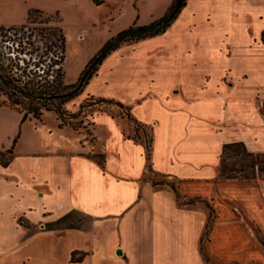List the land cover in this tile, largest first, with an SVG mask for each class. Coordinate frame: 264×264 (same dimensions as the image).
<instances>
[{"label": "crops", "instance_id": "1", "mask_svg": "<svg viewBox=\"0 0 264 264\" xmlns=\"http://www.w3.org/2000/svg\"><path fill=\"white\" fill-rule=\"evenodd\" d=\"M171 2L151 16L134 9L130 21L149 23ZM30 8L25 5L26 13ZM203 27L216 40L214 51L185 45ZM170 35L166 55L144 50ZM163 58L178 78L165 92L155 70ZM215 61L217 72L209 68ZM258 87L264 97V0H188L165 33L112 52L84 91L129 106L143 127L151 126L150 151L125 135L127 119L108 113L91 122L95 130L103 125L114 132L113 149L96 132L97 143L85 145L57 117L23 120L12 108L19 113L13 121L12 109L1 108L0 151L11 149L12 159L7 166L0 160V264H264V174L221 177L225 143L244 141L255 153L264 151L223 119L240 102L261 113ZM66 133L74 135L73 146L61 138ZM95 154L104 155L103 165ZM157 177L167 181L155 185ZM173 181L196 202L180 205ZM209 206L213 221L204 236ZM74 215L89 222L75 226Z\"/></svg>", "mask_w": 264, "mask_h": 264}, {"label": "trees", "instance_id": "2", "mask_svg": "<svg viewBox=\"0 0 264 264\" xmlns=\"http://www.w3.org/2000/svg\"><path fill=\"white\" fill-rule=\"evenodd\" d=\"M100 5L103 0H93ZM188 0H172L165 13L145 24L135 21L128 27L111 36L103 46L90 58L76 82L68 83L65 80L66 37L60 24L49 25L52 14L40 8H30L27 21L19 25L0 24V109L5 104L16 108L23 114V120L28 117L42 120L46 112L53 111L59 120V126H69L80 130L84 123L81 115H86L84 110L96 104L108 103L117 105L126 111L129 121L136 125V132L143 127L131 113L129 106L114 98H96L90 95L82 104L78 113L70 112L66 105L78 97L95 76L103 61L115 50L124 44H131L143 39L155 37L165 33L178 18ZM46 17L38 21L42 15ZM58 15V12H56ZM61 21V20H58ZM37 23H47L46 26L36 27ZM94 123L91 122V125ZM145 128V127H143ZM94 138V136H93ZM137 138H140L138 135ZM152 139L147 146L150 151ZM12 150L0 151V160L7 166L12 159ZM263 153L251 151L244 141L225 143L222 147V178L255 179L259 174H264V164L259 161ZM99 163L103 165V154H97ZM228 159L249 160L240 167H225ZM162 184L164 182H161ZM160 183V184H161ZM154 184H159L154 182ZM171 184L177 193L180 205H191L196 202L194 198L183 196L178 187ZM209 220L204 232L207 236L213 221L211 206ZM69 216L61 219L68 220ZM58 222L57 224L61 223ZM52 224L51 226H59ZM264 242V241H263ZM80 260L81 257H75Z\"/></svg>", "mask_w": 264, "mask_h": 264}, {"label": "rangeland", "instance_id": "3", "mask_svg": "<svg viewBox=\"0 0 264 264\" xmlns=\"http://www.w3.org/2000/svg\"><path fill=\"white\" fill-rule=\"evenodd\" d=\"M104 2L100 5L96 4L93 0H0V24L19 25L27 21V15L25 11V5H30L32 8L43 9L46 13L52 14L53 17L49 25L60 24L64 30L66 37V59H65V80L68 83L76 82L84 70L86 64L92 58L96 52L103 46V44L111 36L118 33L120 30L131 25V17L133 15L134 9L136 11H141L142 15L151 16V14H158L161 11L163 5L166 4L167 0H103ZM154 2V7L150 8V3ZM121 11L119 12V9ZM58 12V15H56ZM162 16V15H161ZM46 17L42 15L38 21H41ZM184 17V16H183ZM61 20V21H58ZM183 20V18H182ZM182 20L178 24L180 27L182 25ZM36 27L46 26L47 23H37ZM171 35L155 39L151 42L146 43L143 48L147 52H150L151 56L155 54H165L170 50L171 46ZM238 44L237 51L239 52L242 45V39L236 41ZM258 42V41H257ZM261 44V42H258ZM206 47L207 49L214 51L217 46L216 40L212 33H208L205 27H203L202 34L190 37L185 45ZM243 48V46H242ZM240 54V52H239ZM240 56V55H239ZM158 65L155 68L156 72L160 74V79L163 84L162 92H165L173 80H177V76L171 75L167 72L166 68V58L158 60ZM220 63L215 61L213 67H209L214 72H217L220 68ZM206 68V67H205ZM202 68V71L205 70ZM211 82V81H210ZM256 83L255 80H252ZM252 83V84H253ZM255 87V86H254ZM94 88L98 89L100 86L96 83ZM253 87L249 86L246 88V94H251ZM248 89V90H247ZM254 89V88H253ZM85 91V89H84ZM84 91L76 97L71 102L67 103L66 107L70 112L78 113L81 110V104L89 97L84 93ZM239 92V91H238ZM252 95V94H251ZM257 98L260 103L261 113L256 109L255 104L242 103L236 107L234 112L226 111L223 116L224 122L228 128L233 129L234 126L237 127L238 131L245 134V137L249 139L251 145L256 149H264V97L263 92L258 87L255 91ZM98 98V96H95ZM4 97L0 96V101ZM4 108L13 107L8 104L4 105ZM11 113V120L15 121L18 111L12 109L9 110ZM86 115H81L84 118V123L80 130H76L81 134L82 139L87 140L85 143L93 146L97 143V137L93 138V135H98L101 142L107 141L106 146L113 149L117 144L114 136V132H111L109 127L99 126L96 130L94 125H91V119L98 113H108L116 118H125L129 122V130L125 133L126 136H130L136 142H142L148 146L151 138V126L141 127L136 132V125L134 122L129 121L126 111L121 109L117 105H109L108 103L96 104L92 108L87 107L84 110ZM262 114V115H261ZM56 118V114L53 111L46 112L43 118L48 123H52ZM72 128V127H71ZM75 130V129H74ZM256 134L259 136V140L254 141L252 136ZM140 138H137V136ZM61 138L63 141L71 144H75V138L72 134H62ZM94 151L93 147H90V153ZM257 152V151H255ZM263 153L264 151H258ZM93 153V152H92ZM97 155V154H95ZM249 160L243 159H228L225 162V167L229 169L230 167H240L243 163H247ZM259 161L264 164V155L260 156ZM155 182L161 183L167 181L164 177H157ZM175 184V181L172 182ZM75 222L73 225L81 226L89 222L85 220L84 217L80 215H74ZM68 225V223H66Z\"/></svg>", "mask_w": 264, "mask_h": 264}, {"label": "water", "instance_id": "4", "mask_svg": "<svg viewBox=\"0 0 264 264\" xmlns=\"http://www.w3.org/2000/svg\"><path fill=\"white\" fill-rule=\"evenodd\" d=\"M121 252V251H120Z\"/></svg>", "mask_w": 264, "mask_h": 264}]
</instances>
